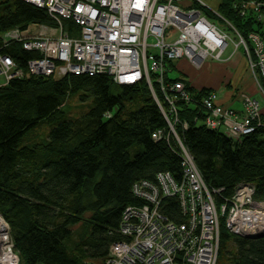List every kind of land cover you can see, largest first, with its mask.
<instances>
[{
  "label": "trees",
  "instance_id": "16d2710c",
  "mask_svg": "<svg viewBox=\"0 0 264 264\" xmlns=\"http://www.w3.org/2000/svg\"><path fill=\"white\" fill-rule=\"evenodd\" d=\"M251 1L259 10L242 8ZM217 10L243 37L256 33L264 41V0H221ZM30 24L50 26L53 18L24 0H0V55L23 73L0 84V215L23 264H105L110 245L125 239L118 230L125 207L144 204L132 192L134 183H154L158 172L182 175L179 147L162 110L172 123L174 113L155 81L156 99L145 81L123 85L104 74L30 73L28 61L40 53L25 50L21 40L3 39ZM64 24L69 35L77 28L67 19ZM175 64L168 62L165 83L183 81L192 97L212 91L192 87L184 74L172 75ZM79 92L91 103L73 118L65 106ZM175 109L174 131L205 183L223 188L217 202L240 182L252 183L254 197L264 200V112L262 124L237 141L205 127V114L195 105L176 99ZM42 124L51 127L44 138L31 134ZM156 130L169 137L154 140ZM162 207L171 219L183 220L177 200L166 198ZM219 237L216 264H264V237L230 234L223 219Z\"/></svg>",
  "mask_w": 264,
  "mask_h": 264
},
{
  "label": "built area",
  "instance_id": "2783aa9c",
  "mask_svg": "<svg viewBox=\"0 0 264 264\" xmlns=\"http://www.w3.org/2000/svg\"><path fill=\"white\" fill-rule=\"evenodd\" d=\"M45 8L52 25L33 24L35 31L12 29L4 41L21 40L25 50L40 53L28 61L34 74L67 73L108 75L115 84L145 81L160 91L174 113L167 119L181 155V177L158 172L154 183H134L132 192L144 201L127 206L121 216L119 232L124 240L108 249L105 264H216L223 219L228 233L241 236L264 232V200L254 197L252 183L240 182L233 194L217 202L223 188L205 183L191 153L180 141L173 124L177 121L175 100L195 105L205 114V127L222 130L227 137L240 140L262 124V109L251 96L242 94L240 111L223 106L216 91L192 97L183 81L165 83L168 62L186 59L200 69L209 56L224 62V51L231 34L235 49H241L254 83L264 96V41L256 33L243 37L217 9L203 0H24ZM258 2H244L243 9L259 10ZM64 19L76 25L69 35ZM260 19V17H259ZM225 23L224 26L222 23ZM174 28V35L169 29ZM9 56L0 55V71L7 80L23 75ZM6 71V72H5ZM2 73V72H0ZM158 100V99H157ZM199 112V111H198ZM184 121L183 128L187 127ZM164 130L152 133L154 140L167 139ZM166 198L177 200L180 216L176 222L162 207ZM9 224L0 215V264H19Z\"/></svg>",
  "mask_w": 264,
  "mask_h": 264
},
{
  "label": "rangeland",
  "instance_id": "374dc122",
  "mask_svg": "<svg viewBox=\"0 0 264 264\" xmlns=\"http://www.w3.org/2000/svg\"><path fill=\"white\" fill-rule=\"evenodd\" d=\"M210 8L217 9L218 5L220 4L221 0H203ZM224 22L222 25L224 26ZM227 28L226 26H224ZM173 34L175 32L174 28L169 29ZM231 38L228 40V46L226 47L224 51V62L223 61H217L214 57L209 56L206 58V60L203 63V68L197 69L190 65L189 62L186 61V59L182 58L181 60H178L176 62L177 69L174 71H171V74L174 76H177L178 74H184L188 77L189 81L193 84L194 81L200 78L202 76V81L209 80L212 82L217 83L215 85V91L217 94L226 93V91H231L232 93L239 92H246L249 91V94L251 95L260 105L261 109H264V96L261 94V92L258 90L257 85L254 83V79L252 76V73H250V69L247 66L246 68H243V65L241 66L239 63L235 66H232L230 69L227 68L228 65H226L227 61L225 58L227 56H230V59L235 60V58L243 57V53L241 52V49H235V36H233L232 33ZM176 34L172 35L169 39L175 38ZM239 59V58H238ZM243 59V58H242ZM245 61V60H244ZM245 63V62H244ZM175 64V66H176ZM205 66V67H204ZM0 84L3 82H7V77L4 74V71H0ZM6 72V71H5ZM229 82L228 84H225ZM197 89H200V87H195ZM110 90L113 94L117 92L115 86H110ZM83 93L79 92L73 96H71L67 100L66 108L68 111V114L70 117L76 118L77 116H81L84 114L88 106L90 105V98L86 97V99L83 101L81 100V95ZM246 95V94H244ZM238 103L235 105L237 106ZM223 105V104H222ZM224 106V105H223ZM240 106V104H238ZM51 127L46 126L45 124L39 125L35 130L31 132V134H35L38 138H44V135L50 130ZM80 227H75V232L78 234L80 233ZM81 234V233H80ZM74 239H78V236L75 235ZM109 249V248H108ZM19 264H23V262H19Z\"/></svg>",
  "mask_w": 264,
  "mask_h": 264
},
{
  "label": "crops",
  "instance_id": "0c3cea01",
  "mask_svg": "<svg viewBox=\"0 0 264 264\" xmlns=\"http://www.w3.org/2000/svg\"><path fill=\"white\" fill-rule=\"evenodd\" d=\"M31 30V31H35L36 29H35V26L33 25V24H30L29 26H28V28H27V30ZM231 57L230 56H227L226 58H225V60L227 61L226 62V65H228L227 66V68H231L232 66H235V65H237L238 63L242 66L243 65V68H246V62L244 61L245 59H244V56L243 57H236L235 58V60H233V59H230ZM239 58V59H238ZM243 58V59H242ZM245 62V63H244ZM176 66H177V64H176ZM178 67V66H177ZM205 67V66H204ZM203 68V67H202ZM202 76H200V78L199 79H197L196 81H194V83L192 84L191 82H190V85L192 86V87H200V89L201 88H204V87H207V88H210V89H212V90H214L215 91V85H217V83L216 82H214L213 84H212V82L211 81H209V80H204V81H202ZM4 83V82H3ZM229 82H227L226 81V83L225 84H228ZM242 94H249V91L247 90V93L246 92H239V91H237L235 94L234 93H232L231 91H226V93H222V94H218L219 96H220V101H221V103L226 107V106H229V107H231L232 109H234L235 111H240L241 109H242V106H241V97H242ZM236 103H238V104H240V106H238V104H237V106L235 105ZM262 112H264V109H262Z\"/></svg>",
  "mask_w": 264,
  "mask_h": 264
},
{
  "label": "water",
  "instance_id": "95a60500",
  "mask_svg": "<svg viewBox=\"0 0 264 264\" xmlns=\"http://www.w3.org/2000/svg\"><path fill=\"white\" fill-rule=\"evenodd\" d=\"M243 237L254 239V238H261L264 237V232L253 234V235H243Z\"/></svg>",
  "mask_w": 264,
  "mask_h": 264
}]
</instances>
